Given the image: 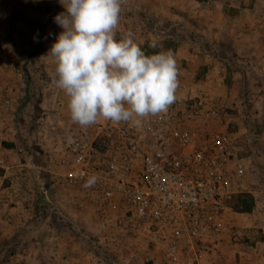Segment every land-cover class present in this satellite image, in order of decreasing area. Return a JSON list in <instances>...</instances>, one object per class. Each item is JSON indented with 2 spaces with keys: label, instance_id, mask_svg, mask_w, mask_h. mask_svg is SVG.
Wrapping results in <instances>:
<instances>
[{
  "label": "rangeland",
  "instance_id": "374dc122",
  "mask_svg": "<svg viewBox=\"0 0 264 264\" xmlns=\"http://www.w3.org/2000/svg\"><path fill=\"white\" fill-rule=\"evenodd\" d=\"M239 1L246 7L252 0H221V5L233 13L232 5ZM64 10L59 0H0V11H5V20H0V50L4 53L0 59V203L9 198L7 209L21 206L15 225H4L2 229L0 226V262L7 259L5 264H166L158 239L123 233L96 221L80 205V194L57 171L53 151L47 152L39 144L41 132L48 136L56 127L63 129L62 119L69 111L67 97L54 83L49 65L40 59L33 60L36 47L47 41L45 26ZM26 15L30 23L27 38L20 31L24 21L18 24ZM190 25L194 29L192 36H199L194 41H217V30L209 31L196 21ZM17 26L19 39L33 41L34 46L29 48L28 55L21 54L9 61L3 44L16 36ZM177 34L180 36L181 32ZM169 39L166 41H176ZM153 50L149 46L145 53L149 55ZM31 70L38 71L37 76ZM260 84L261 89L249 88L243 94L231 95L233 104L207 94L222 102L223 117L233 125L238 141L244 142V156L251 157L249 188L256 201L252 212L257 216L256 223H249L246 217L239 225L234 217L238 214L232 209L227 211L228 220L235 227L234 236L226 235L211 246L208 251L219 249L214 257L217 261L212 264H264V167L261 172L253 167L258 165V154L264 166V79ZM237 99L242 104L238 105ZM68 141L59 143V149ZM27 244L37 248H25Z\"/></svg>",
  "mask_w": 264,
  "mask_h": 264
},
{
  "label": "built area",
  "instance_id": "2783aa9c",
  "mask_svg": "<svg viewBox=\"0 0 264 264\" xmlns=\"http://www.w3.org/2000/svg\"><path fill=\"white\" fill-rule=\"evenodd\" d=\"M185 88L167 111L139 123L77 125L58 153L80 205L106 227L158 239L166 264H199L222 237L232 238L228 198L249 192L251 165L222 102Z\"/></svg>",
  "mask_w": 264,
  "mask_h": 264
},
{
  "label": "crops",
  "instance_id": "0c3cea01",
  "mask_svg": "<svg viewBox=\"0 0 264 264\" xmlns=\"http://www.w3.org/2000/svg\"><path fill=\"white\" fill-rule=\"evenodd\" d=\"M252 1L246 7H242L240 1L238 4L232 5L235 8V12L232 13L230 9L221 5V0H124L116 35L119 39L131 32L135 42L145 52L147 47L155 45L149 55L171 50L176 60L177 79L182 80L178 81V88L183 82L186 85L185 91L189 94L216 95L229 104H233L234 99L230 97L231 95L243 94L249 88L253 91L263 88L260 82L264 79V0ZM2 14H5V11L4 13L0 11V20H5V16ZM28 19L29 17L26 15L24 20L21 19L18 22L21 24L24 21L20 31L26 38L30 25ZM192 21L199 22L202 26L206 25L209 31L217 30V41H194V38L197 39L199 36L196 33L194 37L192 36L194 32L190 25ZM18 28L19 26L14 32L16 36L3 44V48L8 50L9 61L21 54L28 55L29 48L34 46L33 41L19 39L21 37L17 35V33L20 34ZM45 28L48 30L47 41H41L39 47H36L33 60H43L49 65L48 70L53 72L54 64L45 55L62 29L54 20L49 21ZM212 28L213 30H211ZM177 32H181L180 36ZM208 33L211 34V32ZM160 37L165 38V41H156ZM169 38L176 39V41H166V39L170 40ZM171 44L173 46L170 47ZM3 54V51L0 50V59ZM33 72L31 70V73ZM34 74L37 76L38 71H35ZM185 91L182 92L185 93ZM59 92L61 93V91ZM235 102H238V105L242 104L239 99ZM65 116L66 118L62 119L63 129L56 127L48 136L43 132L38 136L42 148L47 152L53 151L55 154V167L57 171H60L61 176L64 174V169L58 163V153L62 150L59 149L61 145L58 144L68 141V135L78 125L70 119L69 111ZM239 144L240 154L244 156L245 144L241 140H239ZM244 157L247 159V163L252 164L251 157ZM256 160L258 165L254 164L256 167H253L261 172L264 166L260 161L258 163V157H255V162ZM23 191L25 192V190ZM8 199L6 200L8 201ZM7 201L0 203L1 229L4 225H15L17 216H21V214L17 215V210L21 206H10L7 209L9 206ZM19 205L23 206L24 202H20ZM1 206L4 208L2 207V209ZM235 213L238 214L234 216L235 223L239 225L246 217L249 223L257 222V216L253 212ZM261 216L263 217V214ZM39 247L41 246L39 245ZM25 248L34 250L37 246L27 244ZM262 248L264 245L261 246ZM215 249L214 247L211 251L206 252L199 264L215 263L214 257L219 252V249ZM11 264L17 263L12 262Z\"/></svg>",
  "mask_w": 264,
  "mask_h": 264
},
{
  "label": "clouds",
  "instance_id": "9594fccd",
  "mask_svg": "<svg viewBox=\"0 0 264 264\" xmlns=\"http://www.w3.org/2000/svg\"><path fill=\"white\" fill-rule=\"evenodd\" d=\"M59 2L65 10L54 22L62 31L45 56L54 64L52 79L67 97L72 122L82 128L99 118L139 123L137 118L167 111L178 88L174 54L147 55L131 32L117 38L124 0ZM95 181L90 177L85 186Z\"/></svg>",
  "mask_w": 264,
  "mask_h": 264
},
{
  "label": "trees",
  "instance_id": "16d2710c",
  "mask_svg": "<svg viewBox=\"0 0 264 264\" xmlns=\"http://www.w3.org/2000/svg\"><path fill=\"white\" fill-rule=\"evenodd\" d=\"M231 128L234 130L233 125H231ZM261 154H258V162L261 159ZM255 196L250 192H240L233 195H230L228 198V204L232 210L235 212H241V213H249L252 212V210L255 207ZM7 259H4L3 262H0V264H5Z\"/></svg>",
  "mask_w": 264,
  "mask_h": 264
}]
</instances>
